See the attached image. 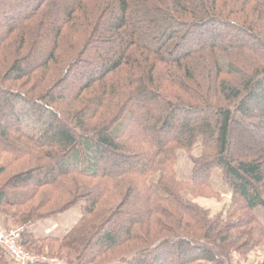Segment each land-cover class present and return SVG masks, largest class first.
Wrapping results in <instances>:
<instances>
[{"label": "trees", "instance_id": "obj_1", "mask_svg": "<svg viewBox=\"0 0 264 264\" xmlns=\"http://www.w3.org/2000/svg\"><path fill=\"white\" fill-rule=\"evenodd\" d=\"M258 211L264 0H0V215L26 250L241 264L264 251ZM61 215L77 218L46 232Z\"/></svg>", "mask_w": 264, "mask_h": 264}, {"label": "rangeland", "instance_id": "obj_2", "mask_svg": "<svg viewBox=\"0 0 264 264\" xmlns=\"http://www.w3.org/2000/svg\"><path fill=\"white\" fill-rule=\"evenodd\" d=\"M200 151L196 150L194 152V156H199ZM177 171L179 173V175L181 177H183L184 179L190 180L192 177V169H193V163H192V159L190 158V156L184 152L180 153L179 155V161L177 164ZM157 180L158 177H154L151 180V184L152 185H156L157 184ZM213 182H214V188L216 191H219L220 193H222V202L224 203V205H230L231 203V191L229 186L222 181L221 178V172L217 171L214 173L213 175ZM11 198H15V196H11ZM203 205L207 206L208 208H215V206H217V204L214 201H202L201 202ZM219 207L218 209H221L220 204H218ZM259 215L262 216V214H264L262 211H258ZM62 216H66V215H61ZM59 220H46V222L42 225L43 228L48 227V225L50 226H54V224H56V222ZM23 227H18V226H12V225H8L6 223L3 224L2 227H0V231H6V232H10L11 230H17V229H21ZM0 258H2L4 260V262H6L7 264H12V259L11 257L8 255V253L4 250V248L2 247V245L0 244ZM30 252V251H29ZM254 253V254H253ZM252 253V255L250 254L248 256L247 259L241 261V264H260L264 258V251H254ZM33 254V253H32ZM58 254V253H57ZM56 254V255H57ZM35 255V254H34ZM54 264H58V262L54 263Z\"/></svg>", "mask_w": 264, "mask_h": 264}, {"label": "built area", "instance_id": "obj_3", "mask_svg": "<svg viewBox=\"0 0 264 264\" xmlns=\"http://www.w3.org/2000/svg\"><path fill=\"white\" fill-rule=\"evenodd\" d=\"M24 228L11 230L10 232L0 231V244L8 253L15 264H35L42 261L50 264L57 262L56 259L48 257H38L21 245V237Z\"/></svg>", "mask_w": 264, "mask_h": 264}, {"label": "crops", "instance_id": "obj_4", "mask_svg": "<svg viewBox=\"0 0 264 264\" xmlns=\"http://www.w3.org/2000/svg\"><path fill=\"white\" fill-rule=\"evenodd\" d=\"M76 218H77V216H74V215L62 216V217L59 218V220L56 222V224H54V226H51V225L49 226L48 225V227H45L46 232H48L49 234H57V235H60L61 236L65 232L64 231L65 230V227L69 226L72 222H74V220ZM4 223H5V221H4V219L0 215V227H2ZM235 259L238 260L239 259L238 256H235ZM241 261H243V260H241ZM261 261L263 262L264 261V258ZM197 264H211V263H208V262H199Z\"/></svg>", "mask_w": 264, "mask_h": 264}]
</instances>
